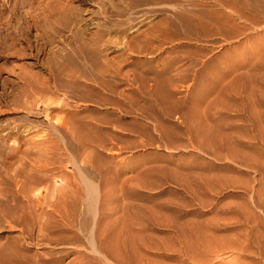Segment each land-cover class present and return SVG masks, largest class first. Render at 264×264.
<instances>
[{
  "label": "rangeland",
  "instance_id": "obj_1",
  "mask_svg": "<svg viewBox=\"0 0 264 264\" xmlns=\"http://www.w3.org/2000/svg\"><path fill=\"white\" fill-rule=\"evenodd\" d=\"M0 264H264V0H0Z\"/></svg>",
  "mask_w": 264,
  "mask_h": 264
},
{
  "label": "bare ground",
  "instance_id": "obj_2",
  "mask_svg": "<svg viewBox=\"0 0 264 264\" xmlns=\"http://www.w3.org/2000/svg\"><path fill=\"white\" fill-rule=\"evenodd\" d=\"M41 98H42V97H41ZM37 100H38V99H37ZM37 104H38V103H37ZM29 105H30V104H29ZM90 187H91V186H90ZM94 187H95V186H93V188H94ZM95 188H96V187H95ZM95 188H94V189H95ZM90 191H92V190H90ZM1 200H2V199H1ZM2 214H3V213H2ZM21 217H22V216H21ZM17 218H18V217H17ZM13 220H14V218H13ZM15 220H17V219H15ZM19 221H21V220H19ZM19 221H18V222H19ZM6 222H7V221H6ZM21 223H22V222H21ZM26 223H27V222H26ZM4 225H5V224H4ZM12 225H13V224H12ZM9 227L12 228L13 226H11V225L8 224V228H9ZM15 227H16V226H15ZM11 228H10V229H11ZM17 229H18V228H17ZM21 229H22V228H21ZM6 239H7V238H6ZM92 247H93V245H92Z\"/></svg>",
  "mask_w": 264,
  "mask_h": 264
}]
</instances>
